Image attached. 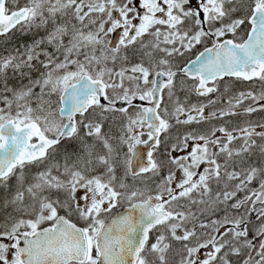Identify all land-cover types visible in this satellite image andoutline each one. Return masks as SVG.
<instances>
[{"label":"snow or ice","instance_id":"6c2138e0","mask_svg":"<svg viewBox=\"0 0 264 264\" xmlns=\"http://www.w3.org/2000/svg\"><path fill=\"white\" fill-rule=\"evenodd\" d=\"M0 264H264V0H0Z\"/></svg>","mask_w":264,"mask_h":264}]
</instances>
